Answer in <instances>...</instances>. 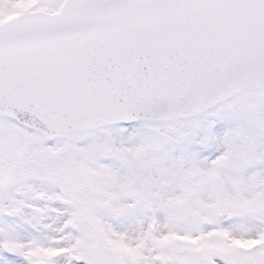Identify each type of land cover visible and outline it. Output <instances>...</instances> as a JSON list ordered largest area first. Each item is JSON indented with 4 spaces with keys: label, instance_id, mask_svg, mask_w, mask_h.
<instances>
[{
    "label": "snow or ice",
    "instance_id": "1",
    "mask_svg": "<svg viewBox=\"0 0 264 264\" xmlns=\"http://www.w3.org/2000/svg\"><path fill=\"white\" fill-rule=\"evenodd\" d=\"M0 264H264V0H0Z\"/></svg>",
    "mask_w": 264,
    "mask_h": 264
}]
</instances>
